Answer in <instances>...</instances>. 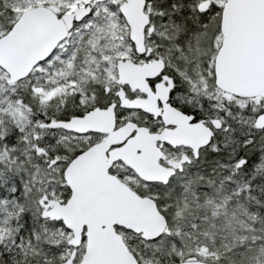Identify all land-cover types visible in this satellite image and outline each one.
Instances as JSON below:
<instances>
[{
  "label": "snow or ice",
  "instance_id": "obj_1",
  "mask_svg": "<svg viewBox=\"0 0 264 264\" xmlns=\"http://www.w3.org/2000/svg\"><path fill=\"white\" fill-rule=\"evenodd\" d=\"M0 264H264V0H0Z\"/></svg>",
  "mask_w": 264,
  "mask_h": 264
}]
</instances>
